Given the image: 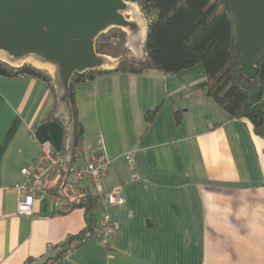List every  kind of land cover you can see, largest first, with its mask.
I'll return each mask as SVG.
<instances>
[{
	"label": "crops",
	"instance_id": "obj_1",
	"mask_svg": "<svg viewBox=\"0 0 264 264\" xmlns=\"http://www.w3.org/2000/svg\"><path fill=\"white\" fill-rule=\"evenodd\" d=\"M206 79L149 70L72 82L84 129L75 163L104 153L103 194L120 191L125 203L100 202L95 213L107 210L114 224L107 243L92 236L50 264H264V138L198 89ZM57 114L69 111L44 81L0 76V264H46L86 227L82 209L56 201L60 169L44 181L51 196L31 216L17 213L13 187L41 143L66 152L70 118ZM87 187L80 182L70 195Z\"/></svg>",
	"mask_w": 264,
	"mask_h": 264
},
{
	"label": "water",
	"instance_id": "obj_2",
	"mask_svg": "<svg viewBox=\"0 0 264 264\" xmlns=\"http://www.w3.org/2000/svg\"><path fill=\"white\" fill-rule=\"evenodd\" d=\"M217 1L235 15L239 71L246 80L254 81L264 59V0ZM114 29L126 33L125 43L114 58L99 54V38ZM147 34V18L137 3L128 0H0V61L16 69L31 65L46 71L57 101L69 111L67 118L57 114L65 121L70 118L65 124L66 152L58 169L65 171L73 163L74 76L113 72L129 51L134 60L145 61ZM252 110L261 112L263 105ZM259 134L264 138V125Z\"/></svg>",
	"mask_w": 264,
	"mask_h": 264
},
{
	"label": "trees",
	"instance_id": "obj_3",
	"mask_svg": "<svg viewBox=\"0 0 264 264\" xmlns=\"http://www.w3.org/2000/svg\"><path fill=\"white\" fill-rule=\"evenodd\" d=\"M137 3L148 20V34L144 47L146 59L138 62L125 60L115 73L142 74L155 70L164 74L177 75L195 66L202 65L206 82L198 87L206 92L232 119L247 120L259 129L264 125V59L258 67L254 81H248L239 71L236 49L235 15L226 5L217 0H128ZM124 42V33L115 29L102 35L96 45L99 54L115 57ZM112 72H104L105 74ZM28 75L44 81L55 95L51 76L31 65L13 68L0 62V76L16 77ZM96 73L76 75L73 82L92 79ZM73 110V163L81 152L84 129L78 120L77 107L71 95ZM257 104L263 105L261 112H253ZM157 109L147 114L152 122ZM179 118V112H176ZM177 118V119H178ZM66 185H62L64 191ZM75 188L68 190L71 194ZM51 193V191H49ZM79 195L68 211L82 209L86 217V227L66 244L61 253L50 258L46 264L62 258L68 251L83 245L89 233L97 226L96 211L99 197L89 193ZM94 236V235H93Z\"/></svg>",
	"mask_w": 264,
	"mask_h": 264
},
{
	"label": "built area",
	"instance_id": "obj_4",
	"mask_svg": "<svg viewBox=\"0 0 264 264\" xmlns=\"http://www.w3.org/2000/svg\"><path fill=\"white\" fill-rule=\"evenodd\" d=\"M132 156V153L126 155L130 165H133ZM62 157V153L57 151L50 141L41 143L40 154L30 165L22 169L23 179L13 187V190L18 195L17 213L19 215L31 216L35 204L51 196L49 190L44 187V181L61 166ZM75 157L77 158L78 154ZM110 164V160L102 152L85 164L72 163L70 167L63 171L65 172V179L62 181L61 190L62 185H66L67 188L64 187V191L62 190L63 195L60 198H56V201L59 200L60 203L65 204L69 208L77 201L79 196L73 198L68 193V190L76 188L78 183L85 181L89 187H87L86 191H82V195L91 193L99 197L100 202L106 208L124 205L125 198L120 191L103 194L101 183L107 175ZM114 231V224L107 210H104L98 219L97 226L88 236H98L104 243H107L108 237ZM50 248H52L51 245Z\"/></svg>",
	"mask_w": 264,
	"mask_h": 264
},
{
	"label": "rangeland",
	"instance_id": "obj_5",
	"mask_svg": "<svg viewBox=\"0 0 264 264\" xmlns=\"http://www.w3.org/2000/svg\"><path fill=\"white\" fill-rule=\"evenodd\" d=\"M115 30V29H114ZM114 30H111L110 32H112V31H114ZM118 31H121L122 33H124V42L121 44V46L125 43V41H126V33L123 31V30H120V29H117ZM110 32H108V33H110ZM107 33V34H108ZM120 46V47H121ZM120 47H119V49H120ZM131 47L133 48V50H134V52L135 53H137V51H135V49H137V47L135 46V45H133V44H131ZM119 49H118V51H117V53H116V55L118 54V52H119ZM112 57V56H111ZM114 58V57H113ZM130 60V59H134L133 58V53H132V51H129L128 52V55L126 56V58H125V60ZM124 60V61H125ZM0 62H2V61H0ZM182 73H205V70H204V68H203V66L202 65H198V66H195L194 68H192L191 70H187V71H184V72H182ZM54 88V87H53ZM54 92H55V97L57 98V96H56V91H55V89H54Z\"/></svg>",
	"mask_w": 264,
	"mask_h": 264
},
{
	"label": "bare ground",
	"instance_id": "obj_6",
	"mask_svg": "<svg viewBox=\"0 0 264 264\" xmlns=\"http://www.w3.org/2000/svg\"><path fill=\"white\" fill-rule=\"evenodd\" d=\"M129 15H130V17H131V16H132V17L134 16V14H131V13H130Z\"/></svg>",
	"mask_w": 264,
	"mask_h": 264
}]
</instances>
